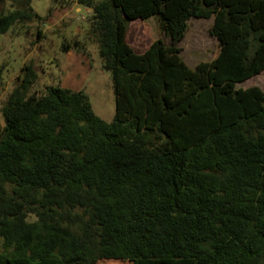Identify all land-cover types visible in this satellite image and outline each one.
Wrapping results in <instances>:
<instances>
[{
	"label": "trees",
	"instance_id": "trees-1",
	"mask_svg": "<svg viewBox=\"0 0 264 264\" xmlns=\"http://www.w3.org/2000/svg\"><path fill=\"white\" fill-rule=\"evenodd\" d=\"M77 2L114 115L96 116L82 90L31 93L22 67L1 107L0 264H264V91L236 86L264 70V0ZM151 17L170 42L138 53L129 24ZM192 18H211L220 46L189 67ZM41 19L24 0L0 12V34Z\"/></svg>",
	"mask_w": 264,
	"mask_h": 264
},
{
	"label": "rangeland",
	"instance_id": "rangeland-1",
	"mask_svg": "<svg viewBox=\"0 0 264 264\" xmlns=\"http://www.w3.org/2000/svg\"><path fill=\"white\" fill-rule=\"evenodd\" d=\"M24 0H5L0 12L21 7ZM52 0H30V6L42 18L39 22L16 24L0 34V131L4 126L1 107L22 76V67L31 64L36 79L30 92L42 94L47 86H61L82 90L89 98L96 116L110 122L114 115V93L109 73L102 68L96 44L86 39L88 14L83 5L56 8L48 15ZM212 19L192 18L183 40L179 43L180 56L189 67L212 60L219 41L210 35ZM40 30L38 36L37 31ZM156 39L170 42L157 19L134 20L127 31V41L138 53L144 52ZM74 41L83 49H75ZM65 45H69L67 50ZM239 88L258 86L264 91V70L243 82ZM4 253L0 239V254ZM96 264H133L131 261L102 260Z\"/></svg>",
	"mask_w": 264,
	"mask_h": 264
},
{
	"label": "crops",
	"instance_id": "crops-1",
	"mask_svg": "<svg viewBox=\"0 0 264 264\" xmlns=\"http://www.w3.org/2000/svg\"><path fill=\"white\" fill-rule=\"evenodd\" d=\"M80 6H81V4H79L77 2V0H74V2L68 8H71V9L74 8V9H76L78 11V10H80ZM83 7L85 8V11H86V13L89 16L90 15V12H91V9L88 8V7H85V6H83Z\"/></svg>",
	"mask_w": 264,
	"mask_h": 264
}]
</instances>
